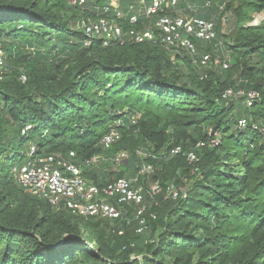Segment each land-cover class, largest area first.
Listing matches in <instances>:
<instances>
[{
  "label": "trees",
  "instance_id": "trees-1",
  "mask_svg": "<svg viewBox=\"0 0 264 264\" xmlns=\"http://www.w3.org/2000/svg\"><path fill=\"white\" fill-rule=\"evenodd\" d=\"M105 3L0 0V264H264V0H179L175 9L194 6L193 16L214 24L213 40L192 39L195 54L128 40L85 46L79 18ZM129 3L121 0L124 11ZM259 12L262 21L247 25ZM147 20L140 15L137 27ZM216 53L226 56L213 65ZM228 88L253 91L252 105L223 99ZM112 131L119 139L102 145ZM30 146L38 156L74 151L79 164L104 155L82 171L99 186L153 164L135 183L163 188L144 233L134 221L74 217L18 185L11 169ZM121 150L127 163L114 170L109 158ZM168 185L184 189L165 197Z\"/></svg>",
  "mask_w": 264,
  "mask_h": 264
},
{
  "label": "built area",
  "instance_id": "built-area-1",
  "mask_svg": "<svg viewBox=\"0 0 264 264\" xmlns=\"http://www.w3.org/2000/svg\"><path fill=\"white\" fill-rule=\"evenodd\" d=\"M68 5L83 6L95 0H62ZM106 3L100 7L101 14L95 16H83L79 18L78 27L84 33L83 44L90 45L94 41H101L103 45L110 43L122 44L128 40L135 43L153 42L169 49L174 53L185 50L195 54L196 49L192 39L210 42L215 38L214 24L197 17H186L182 15H170L169 9H175L179 0H129L126 11L122 9L121 0H105ZM97 8V7H95ZM140 15L148 19L140 27H137ZM128 24L127 29L124 25ZM2 50L0 48V67ZM210 61L209 54L201 56L200 64L207 66ZM2 74L0 73V80ZM25 77L21 76V80ZM245 96V103L251 106L255 98L253 91L246 92L238 90L234 92L231 88L222 93V98L231 96ZM246 119L238 121L237 126L244 128ZM30 126L21 130L25 134ZM119 139V134L112 131L104 135L100 143L109 146ZM217 144V139H212ZM199 142L198 145H204ZM210 145V144H209ZM181 152L180 147L172 148L165 153L167 156L176 155ZM142 157L150 156L143 151L138 152ZM189 162H194L197 157L193 152L184 154ZM153 159H157L151 155ZM76 154L69 151L66 156L60 154L49 156H38L35 147L30 146L26 153L25 161L21 165H15L11 173L18 185L22 186L32 195L47 200L55 208H62L74 217L82 219H96L114 222L125 220L127 224L135 222L134 232L142 234L146 230L147 219L144 215L151 203L157 204L156 197L163 193V188L158 181L147 182L145 185H135L138 177L150 175L156 167L153 164H143L137 171L135 177H120L109 181L103 186L94 184L82 175L83 167H98L101 162L106 161L102 154H96L83 160L81 164L75 162ZM114 166L123 162L127 163L128 153L121 150L109 158ZM165 197L176 198L177 191L173 185H168L164 191ZM129 208L133 209L132 216ZM148 216L154 220L156 214L152 211ZM114 232V231H113ZM117 235H123L124 229L119 228ZM132 246V245H131Z\"/></svg>",
  "mask_w": 264,
  "mask_h": 264
},
{
  "label": "rangeland",
  "instance_id": "rangeland-1",
  "mask_svg": "<svg viewBox=\"0 0 264 264\" xmlns=\"http://www.w3.org/2000/svg\"><path fill=\"white\" fill-rule=\"evenodd\" d=\"M195 10H196V8L194 6H187V7H181L179 9H176L175 12L178 15L187 16V17H195L191 14V12L194 13ZM219 11H222V6L220 7ZM262 19H263V13L262 12L254 13L252 15V20L247 25H257L262 21ZM232 22H233V18L229 13H226L222 16V19L220 21V28H222V31H224V33L228 32V28L231 27ZM225 56H226V54L216 53L214 55L213 60H212V64L218 65L225 58ZM229 99L237 101L238 96H236V95L231 96V97H229ZM137 116H139V114H136L133 118L136 119ZM113 169L117 170V166H114ZM174 188L177 191H179V190L182 191L184 189L183 187H181L179 189L176 187H174ZM164 194H166V193L164 192Z\"/></svg>",
  "mask_w": 264,
  "mask_h": 264
}]
</instances>
